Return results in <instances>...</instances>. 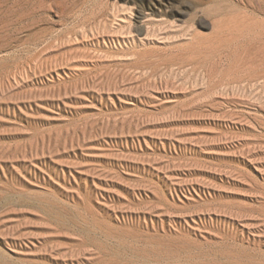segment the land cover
I'll use <instances>...</instances> for the list:
<instances>
[{"label":"rangeland","instance_id":"1","mask_svg":"<svg viewBox=\"0 0 264 264\" xmlns=\"http://www.w3.org/2000/svg\"><path fill=\"white\" fill-rule=\"evenodd\" d=\"M0 264H264V0H0Z\"/></svg>","mask_w":264,"mask_h":264}]
</instances>
